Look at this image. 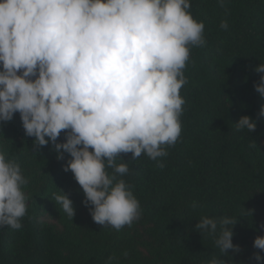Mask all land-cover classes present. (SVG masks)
<instances>
[{
  "label": "clouds",
  "instance_id": "1",
  "mask_svg": "<svg viewBox=\"0 0 264 264\" xmlns=\"http://www.w3.org/2000/svg\"><path fill=\"white\" fill-rule=\"evenodd\" d=\"M190 8L191 0H0V128L19 112L36 148L51 142L58 160L69 154L64 170L98 224L120 230L141 214L131 186L118 179L130 172L121 153H132L129 161L142 154L158 160L181 135L189 46L207 43L205 23ZM220 28L227 30V20ZM256 71L264 74V62ZM255 88L264 98V75ZM235 124L249 133L257 127L249 115ZM27 183L21 165L0 149V227L22 228ZM53 200L73 220L69 195L61 189ZM238 218L199 219L196 230L213 236L221 254L205 264H226L222 255L240 251L233 243ZM254 247L264 251V235Z\"/></svg>",
  "mask_w": 264,
  "mask_h": 264
},
{
  "label": "trees",
  "instance_id": "2",
  "mask_svg": "<svg viewBox=\"0 0 264 264\" xmlns=\"http://www.w3.org/2000/svg\"><path fill=\"white\" fill-rule=\"evenodd\" d=\"M189 11L204 21L207 43L189 46L181 135L158 160L142 154L129 161L132 153H121L130 172L118 179L139 200V219L120 230L96 223L82 187L64 170L69 154L58 160L51 142L36 148L17 112L0 128V149L21 165L28 207L21 229L0 227V264H205L221 254L214 237L195 226L203 216L220 215L239 217L233 243L240 247L221 259L264 264L256 259L264 251L254 247L264 235V98L255 88L264 75L256 71L264 62V0H227L224 7L191 0ZM244 115L256 120L251 133L237 130ZM64 139L62 131L58 140ZM61 189L73 201V220L53 200ZM245 211L252 215L241 216Z\"/></svg>",
  "mask_w": 264,
  "mask_h": 264
}]
</instances>
